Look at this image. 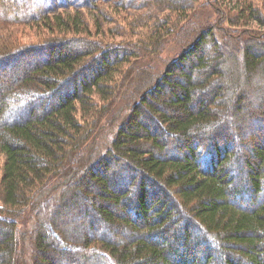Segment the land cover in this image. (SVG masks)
Wrapping results in <instances>:
<instances>
[{
    "label": "trees",
    "instance_id": "trees-1",
    "mask_svg": "<svg viewBox=\"0 0 264 264\" xmlns=\"http://www.w3.org/2000/svg\"><path fill=\"white\" fill-rule=\"evenodd\" d=\"M218 1L228 15L214 0H0V264H264V92L250 158L219 143L264 82V32L235 28L263 26L264 0ZM168 42L182 48L164 60ZM11 105L23 114L3 121ZM75 207L95 223L67 220Z\"/></svg>",
    "mask_w": 264,
    "mask_h": 264
},
{
    "label": "rangeland",
    "instance_id": "rangeland-1",
    "mask_svg": "<svg viewBox=\"0 0 264 264\" xmlns=\"http://www.w3.org/2000/svg\"><path fill=\"white\" fill-rule=\"evenodd\" d=\"M214 1H216L218 3L219 8L221 9L222 15H225V14L228 15L229 14L228 11H227V8H226V7H228L227 5H225L226 6L225 7L223 4L220 3V1H218V0H214ZM235 28H237L238 30H250V31L259 30V31L264 32V25L261 26L256 21H251V22L247 23V25H245V27L239 26V27H235ZM181 48H182L181 45H179V43H177V42H168V44L166 45V48H165L164 52L162 53V57L161 58L164 59V60L165 59H169L172 56H174L175 54L179 53V51H180ZM204 52L207 53L209 51H208L207 48H205ZM227 56L230 57L229 55H227ZM186 63H187V61L185 62V64ZM145 64H147V63L144 62L143 65H145ZM143 65H141V66H143ZM151 65L154 68V64L152 63ZM229 65H231V67L234 66V64L232 62H231V64L229 63ZM183 67H185V66H183ZM184 69L185 70H183V71H186L187 70L186 67ZM221 70H222V72L226 73L227 76H226V78H224V79L221 80L220 85H224V86L229 87L230 85L228 86V84H229V81L230 80H234V79H238L239 78L238 73L236 71L230 70L228 68V66H226V68L225 67L222 68ZM259 76H260V78L262 77V75L260 73L258 74V77ZM256 81H257V79H255V81H254V83H255L254 88L252 89V86L248 87V90H247L246 94H244L242 96V103H243V107L245 108V109L243 108L244 114H249L248 117H246V121H244V123H242L241 121L238 122V123H240L239 124V127H241V129L238 127V125H236L237 124V120L236 119H234V125H236V126L234 127V126L230 125V127H229V132L231 134H234V133L238 132V134H239L238 135V138L235 139L233 137V135L231 136L230 134H227L226 132L219 137V143H220V145L221 144H224V146H226V148H229L230 147V144L232 142L233 145H232V147L229 148L231 151H234V147L237 146V144L238 145L240 144L241 150H238L237 151V155L239 157L248 156L250 158L251 154H250L249 149L254 145V141L255 142L258 141L257 139L255 140V137L254 136H250V137L249 136H245V133L246 132H251L252 133V128L255 125L254 124L255 122H254L253 119L250 118V115L252 113L255 114L256 112H257V114H259L261 111H263V108L262 107L258 108L257 103H261L262 102L258 98V95H260L261 98L263 99L264 82H262L261 84H259V86L258 85L256 86ZM256 87H259V89H262L261 94L260 93L258 94V91L256 90ZM121 97H122V95H121ZM205 97L208 99V96L203 95L201 97V100L204 99ZM259 100H260V102H259ZM24 105H27V106L28 105H33V109L37 113L40 111V107H41V105H39L38 103L37 104L36 103H32L31 104L29 102H26V103H24ZM16 106L15 105H11L10 109H8L6 112H4V114H2L1 119L3 121H11L12 119H17V118L21 117L22 114H23V112L20 109H15V108H17ZM121 107H122V103L118 101L116 103V105L114 106V108L112 109V111L110 112V114L108 115V120L109 119L112 120V118L114 116H116V117H114V120L115 121L108 123L110 120L109 121H106L107 118L103 121V123H106L107 122L106 125L103 126V128L101 130V134L103 135L102 136V141L103 142H106L105 143L106 145L109 142V140H110L113 132L115 131V129L117 128V126L120 124L121 119L124 117V114H126L125 111L121 110ZM142 121L145 122L144 120H142ZM231 123H233V121H231ZM241 144L242 145L244 144V145L241 146ZM102 146L105 147V145H102ZM252 162H253V160H252ZM89 190L92 192V194H94V195L97 194V191L94 188L91 187V188H89ZM71 210H72V213L74 215L73 216L72 215L71 216L68 215L67 216V220H71V222H73L74 219L75 220L78 219V215H80V214L77 213V211H78L77 207H75V209L72 208ZM26 221H28V223H29V220L26 219V218L24 219L23 223L25 222L27 224ZM23 223H22V225H23ZM76 223H78V226H80L79 223H83V224L84 223H93L94 224L95 222H93V220L91 219V217L88 216V217H84V218H81L80 217L79 220H76ZM22 228H23V226H22ZM117 233L120 234V235H122L120 233V231H117ZM118 234H115V232H114V235H112L113 236L112 238L119 239L120 238L119 237L120 235H118ZM122 237H123V235H122ZM50 254H49V256H50ZM55 260L56 261H59L55 257H53V259L51 261H55ZM244 264H246V263H244Z\"/></svg>",
    "mask_w": 264,
    "mask_h": 264
}]
</instances>
